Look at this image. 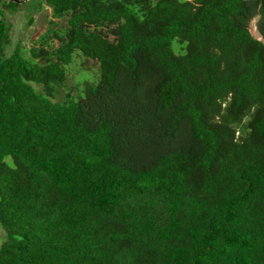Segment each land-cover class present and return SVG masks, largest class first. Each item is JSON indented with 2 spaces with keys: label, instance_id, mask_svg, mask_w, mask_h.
<instances>
[{
  "label": "trees",
  "instance_id": "trees-1",
  "mask_svg": "<svg viewBox=\"0 0 264 264\" xmlns=\"http://www.w3.org/2000/svg\"><path fill=\"white\" fill-rule=\"evenodd\" d=\"M2 1L0 264H264V0H42L30 57Z\"/></svg>",
  "mask_w": 264,
  "mask_h": 264
},
{
  "label": "rangeland",
  "instance_id": "rangeland-1",
  "mask_svg": "<svg viewBox=\"0 0 264 264\" xmlns=\"http://www.w3.org/2000/svg\"><path fill=\"white\" fill-rule=\"evenodd\" d=\"M4 4L8 5L3 1L0 2V8ZM3 14L7 23L11 25L10 43L6 47L7 55H10L16 44L20 42L23 46L22 54L30 57V49L40 44L41 34L46 33L51 26L56 29L63 28L66 21L53 17L51 7L42 0H26L13 5L11 9L4 10ZM50 21H55L56 25L51 24ZM256 21L257 18L251 22L250 29L254 36L261 38L256 28ZM99 70V63L96 60L86 58L80 52H76L73 62L67 66V80L63 86L58 87L53 100L56 102L65 100L66 93L76 99L86 82L99 79ZM32 84L40 89V85L34 82ZM4 237L5 233L0 227V243Z\"/></svg>",
  "mask_w": 264,
  "mask_h": 264
},
{
  "label": "water",
  "instance_id": "water-1",
  "mask_svg": "<svg viewBox=\"0 0 264 264\" xmlns=\"http://www.w3.org/2000/svg\"><path fill=\"white\" fill-rule=\"evenodd\" d=\"M8 1H17L18 3H22V2H24L26 0H8Z\"/></svg>",
  "mask_w": 264,
  "mask_h": 264
}]
</instances>
